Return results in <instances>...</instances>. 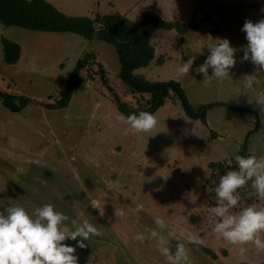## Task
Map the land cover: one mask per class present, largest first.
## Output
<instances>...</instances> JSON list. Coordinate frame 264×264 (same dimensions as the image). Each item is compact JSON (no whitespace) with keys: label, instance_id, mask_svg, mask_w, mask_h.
Masks as SVG:
<instances>
[{"label":"rangeland","instance_id":"rangeland-1","mask_svg":"<svg viewBox=\"0 0 264 264\" xmlns=\"http://www.w3.org/2000/svg\"><path fill=\"white\" fill-rule=\"evenodd\" d=\"M45 1L72 17L118 12L131 21L140 19L123 9L131 0H113L114 9L108 0ZM245 1L214 0V19L193 16L196 29L191 31L190 27L191 32L183 36L148 28L157 61L134 74L149 82L179 83L194 109L223 103L252 113L211 107L202 124L187 118L178 101L166 98L152 114L156 126L142 134L131 132L126 117L113 103V94L131 105L139 98L129 95L118 79L119 63L111 46L70 33L36 32L0 24V41L16 43L20 49L18 61L6 65L0 44L1 91L46 102L63 89L76 61L85 54H93L102 66L108 86L99 80L96 67L88 65L81 73L83 82L74 89L64 109L27 108L11 114L0 105V199L4 200L0 211L12 202L31 215L42 204L51 203L68 216L65 230L84 221L92 224L96 235L85 242V248L76 249L78 264H168L157 251L156 240L147 239L155 227V217L164 221L161 235L169 239L170 252L174 253L182 242L188 264L263 262L264 250L258 251L249 243L241 255L237 246L227 244L213 232L217 218L208 212L217 204V184L209 179L208 165L230 164L241 152L242 156H264V114L254 101L248 103L264 93V74L252 89L243 90L239 84L244 74L254 70L249 62L240 61L247 43L240 29L245 20L255 23L264 18V2L250 0L259 3L231 9ZM201 8L205 10L204 4L198 13ZM225 13L226 19L221 18ZM225 38L236 49V64L229 70V78L204 83L203 77L191 69L188 75L178 76L179 64L195 56L193 68L199 66L208 55L206 46ZM255 118L258 125L252 131ZM90 199L97 200L98 209L90 206ZM248 206L262 208L264 199L241 189L238 205L230 211L236 214ZM115 208L124 215L115 217ZM138 233L146 237L143 243L133 241ZM191 237L199 242L193 243ZM66 243L75 246V241ZM202 249L213 252L216 260Z\"/></svg>","mask_w":264,"mask_h":264},{"label":"clouds","instance_id":"clouds-1","mask_svg":"<svg viewBox=\"0 0 264 264\" xmlns=\"http://www.w3.org/2000/svg\"><path fill=\"white\" fill-rule=\"evenodd\" d=\"M240 30L247 42L242 49L240 61L249 62L254 70L251 74H244L239 84L241 89L249 90L254 87L258 77L264 74V18L255 23L245 20ZM206 48L208 55L199 66L193 68L195 56H189L177 66L179 77L188 75L190 69L200 74L204 83L221 82L230 77L229 70L236 64V49L226 38ZM209 68L211 75L208 74ZM253 101L259 106L260 113L264 114V93L248 100V103ZM125 119L133 134L148 133L157 123L151 113L144 111L129 114ZM234 161L235 170H229L219 178L214 188L217 204L210 207L208 212L217 218L213 232L219 234L227 244L237 246L239 253L244 255L247 251L245 246L249 243L258 251L264 250V239H261V233H264V207H243L236 214L230 210L238 205V190L245 185L252 189L257 199H264V156L235 155ZM3 204L4 200L0 199V205ZM89 204L93 209H98L96 199H90ZM114 215L121 217L124 213L115 208ZM68 219L51 203L42 204L30 215L23 207L10 202L9 206L0 211V264H78L74 254L76 249L85 248V242L88 243L90 237L96 235L97 229L84 221L71 230H65ZM153 223L155 227L147 239L156 240L157 251L168 264H188L182 242L171 253L169 239L161 235L165 228L164 221L155 217ZM174 238L180 241L178 237ZM132 239L143 243L146 237L138 233ZM190 239L193 243L199 242L195 237ZM66 241H75V246Z\"/></svg>","mask_w":264,"mask_h":264},{"label":"trees","instance_id":"trees-1","mask_svg":"<svg viewBox=\"0 0 264 264\" xmlns=\"http://www.w3.org/2000/svg\"><path fill=\"white\" fill-rule=\"evenodd\" d=\"M225 19L221 21H225ZM0 24L5 27L15 26L36 32L70 33L84 40H96L111 46L119 63L118 79L126 87L129 95L139 98L135 104L131 105L113 94V103L117 112L123 117L140 111L153 114L163 106L166 98L178 101L187 118L198 120L202 124H205L206 111L211 107H223L242 114L252 113L250 109L230 107L223 103H211L194 109L187 101L179 83L175 81L149 82L142 76L134 74L136 70L157 61L154 59V49L150 43L148 28L154 31H174L183 36L190 30V25L162 21L150 12H143L136 22L119 14H107L94 18L72 17L64 15L45 0H0ZM180 41H182V37H180ZM0 44L3 62L6 65H14L19 59V46L4 39L0 41ZM88 65L96 67L99 80L108 87L102 66L95 60L93 54H85L76 61L63 89L55 97H48L46 102H38L0 90V105L11 114H19L27 108L64 109L67 107L74 89L83 82L81 73ZM254 125L252 131L257 129V118H255ZM242 154L244 155V152H241L240 156ZM208 168L210 170L209 179H215L214 184L216 185L219 178L227 171L235 170L236 164L234 160L230 164L210 163ZM241 189L253 192L250 187L245 185L238 190L239 195ZM245 202L249 203V199ZM202 251L209 258L216 260L213 252L207 249H202ZM257 264H264V261Z\"/></svg>","mask_w":264,"mask_h":264},{"label":"crops","instance_id":"crops-1","mask_svg":"<svg viewBox=\"0 0 264 264\" xmlns=\"http://www.w3.org/2000/svg\"><path fill=\"white\" fill-rule=\"evenodd\" d=\"M132 1L133 0H131L132 4L130 3L123 8L127 13L134 12L135 14L133 16L140 17L143 12H150L153 13L158 19L162 21L178 22L185 25H190L192 29L191 31H194L196 29V25H195L196 23H193L191 19L193 16L198 15V19L200 20L203 18V16L205 18H211V19L213 18L211 15L212 12L211 8H212V2H214V0H134L133 2ZM223 1L226 2L228 0H223ZM247 1H245L242 5H239L237 7L234 6L231 9L239 8V7L244 8V7H248L251 4L259 3V2H252V1L247 2ZM262 1L264 2V0ZM112 2L113 0H108L107 3L112 6V9H114V4H112ZM202 4H204L205 10L201 8L203 11L201 13H198L199 12L198 8ZM114 14H119V13L117 12ZM119 15H123V14H119ZM223 17L226 18L227 13L221 16V18ZM183 21H186V23H184ZM191 31H189L187 34H189Z\"/></svg>","mask_w":264,"mask_h":264}]
</instances>
